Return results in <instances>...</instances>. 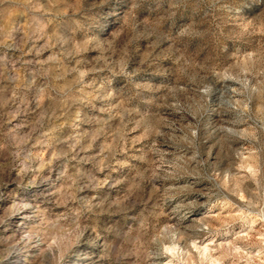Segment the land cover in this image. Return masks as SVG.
<instances>
[{
  "label": "clouds",
  "instance_id": "1",
  "mask_svg": "<svg viewBox=\"0 0 264 264\" xmlns=\"http://www.w3.org/2000/svg\"><path fill=\"white\" fill-rule=\"evenodd\" d=\"M0 264H264V0H0Z\"/></svg>",
  "mask_w": 264,
  "mask_h": 264
}]
</instances>
